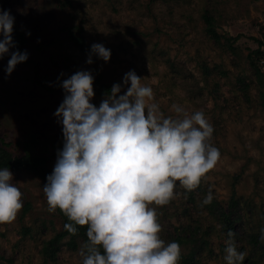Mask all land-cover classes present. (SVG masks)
Instances as JSON below:
<instances>
[{
  "label": "rangeland",
  "instance_id": "1",
  "mask_svg": "<svg viewBox=\"0 0 264 264\" xmlns=\"http://www.w3.org/2000/svg\"><path fill=\"white\" fill-rule=\"evenodd\" d=\"M0 10H8L24 31L22 51L28 53L10 75L4 71L9 55L0 58V146L8 144L12 155L21 157L23 142L34 134L35 152L47 158L52 171L63 147L62 125L54 115L65 95L62 80L88 70L106 85L121 84L123 94L130 86L123 77L134 70L152 88L153 102L165 116L177 115L173 103L188 114L201 110L213 126L209 143L220 152L198 188L176 181L167 204L150 205L166 243L190 235L207 242L181 245L178 264L186 258L187 264H226L228 237L214 204L228 210L234 193L241 217L233 240L245 252L242 264H264V239L256 252L248 242L250 234L261 236L264 229V105L259 98L264 57L258 61L253 54L264 52V0H0ZM205 17L212 18L220 42ZM72 35L86 41V52L74 45ZM93 43L110 49L107 62L91 53ZM90 55L91 64L86 62ZM105 97L94 94L91 102L99 106ZM11 172L23 206L12 221L0 223V264H82L81 240L76 247L66 240L55 261L45 260L43 246L63 229V219L49 211L43 181L25 170ZM208 192L213 199L204 204Z\"/></svg>",
  "mask_w": 264,
  "mask_h": 264
},
{
  "label": "clouds",
  "instance_id": "2",
  "mask_svg": "<svg viewBox=\"0 0 264 264\" xmlns=\"http://www.w3.org/2000/svg\"><path fill=\"white\" fill-rule=\"evenodd\" d=\"M15 18L0 10V58L9 55L4 69L10 75L28 59L14 50ZM91 53L107 62L111 51L93 43ZM87 63H92L91 55ZM134 70L122 85L114 83L99 106L93 104L94 77L78 70L63 79L64 98L54 115L62 125L63 147L43 192L49 211L59 208L73 223L64 228L75 234L87 225V241L80 250L82 264H178L179 242L160 237L157 210L174 196L176 181L186 189L217 163L220 152L209 143L213 126L201 110L188 114L173 103L177 114L165 116L153 102V90ZM8 167H0V223L12 221L22 208V193ZM208 192L203 201L211 203ZM229 230L224 244L226 264H242ZM264 239V229H261Z\"/></svg>",
  "mask_w": 264,
  "mask_h": 264
},
{
  "label": "trees",
  "instance_id": "3",
  "mask_svg": "<svg viewBox=\"0 0 264 264\" xmlns=\"http://www.w3.org/2000/svg\"><path fill=\"white\" fill-rule=\"evenodd\" d=\"M206 22L209 26V31L211 36L214 38L216 42H220V36L215 31L213 27V21L210 17H205ZM13 40L15 42V48L22 51L23 46L26 44V36L24 34V31L21 30L16 26V24L13 25ZM71 40L74 43V45L81 50L82 52H86L88 50L86 41L76 35L71 36ZM253 54H255V57L260 61L264 57V52L260 49H257L256 51H253ZM252 65L254 68L257 69V71H260L258 68V65L255 63V60L252 59ZM261 72V71H260ZM36 77L39 76V72L36 69L35 70ZM98 88L94 90V94H104L106 95L110 89V85H106L102 83L99 79H94L93 81ZM262 90L259 93L260 102L264 105V82L262 83ZM244 85L243 87H245ZM47 88V87H46ZM243 91H246L242 89ZM8 144H4L0 146V167H8L11 171H17V170H25L28 172L33 173L37 178H39L41 181L46 183V177L48 174H50L52 171L47 167V158L43 157L42 155H38L35 152L36 147L38 146V139L34 134H30L28 138L23 142V150L24 155L21 157H14L12 153L7 149ZM199 185H197L194 188H198ZM215 210L219 212L218 219L222 223V226L226 233H228L229 230H231L234 235H237V231L234 230V225L238 220L240 219L241 215L239 213V201L236 200L235 193L229 200V208L228 210H224L220 208L219 203H215ZM56 211L60 214V216L63 219V229L58 232L53 238H51L49 241H47L42 249L43 257L46 261H55L57 259V256L61 250V247L63 243L68 240V245L71 247H76L77 241L81 240L83 244L85 245L87 241L86 236V230L87 225L80 226L76 225L78 231L73 234L69 233L65 228V223H73L72 221H69L68 217L59 209L57 208ZM261 236L259 234H250L248 242L254 247V250L256 252L257 248L262 245V240L260 238ZM196 237L190 235V238L186 237H178L176 239L177 242H179L180 246L186 243L191 242H199L200 245H206L207 242L203 239L195 240ZM190 259H194V255L196 254L195 251L190 253ZM189 261L188 258L184 259V264H187ZM254 262V261H253Z\"/></svg>",
  "mask_w": 264,
  "mask_h": 264
}]
</instances>
